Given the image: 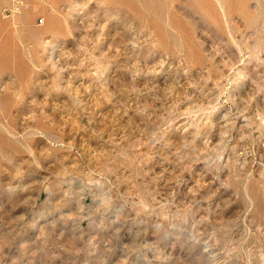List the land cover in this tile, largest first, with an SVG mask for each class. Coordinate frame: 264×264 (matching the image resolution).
<instances>
[{
	"label": "rangeland",
	"instance_id": "obj_1",
	"mask_svg": "<svg viewBox=\"0 0 264 264\" xmlns=\"http://www.w3.org/2000/svg\"><path fill=\"white\" fill-rule=\"evenodd\" d=\"M23 1L0 264H264V0Z\"/></svg>",
	"mask_w": 264,
	"mask_h": 264
},
{
	"label": "built area",
	"instance_id": "obj_2",
	"mask_svg": "<svg viewBox=\"0 0 264 264\" xmlns=\"http://www.w3.org/2000/svg\"><path fill=\"white\" fill-rule=\"evenodd\" d=\"M27 4L23 0H12L11 7L6 10L7 16H13L15 14L22 13L23 11L28 10Z\"/></svg>",
	"mask_w": 264,
	"mask_h": 264
},
{
	"label": "bare ground",
	"instance_id": "obj_3",
	"mask_svg": "<svg viewBox=\"0 0 264 264\" xmlns=\"http://www.w3.org/2000/svg\"><path fill=\"white\" fill-rule=\"evenodd\" d=\"M43 23V21H41Z\"/></svg>",
	"mask_w": 264,
	"mask_h": 264
}]
</instances>
